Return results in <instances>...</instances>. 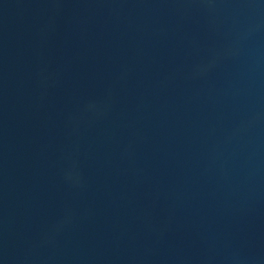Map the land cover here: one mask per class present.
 Segmentation results:
<instances>
[{"label":"water","instance_id":"1","mask_svg":"<svg viewBox=\"0 0 264 264\" xmlns=\"http://www.w3.org/2000/svg\"><path fill=\"white\" fill-rule=\"evenodd\" d=\"M0 264H264V0H0Z\"/></svg>","mask_w":264,"mask_h":264}]
</instances>
